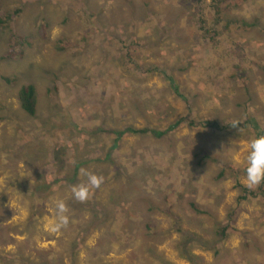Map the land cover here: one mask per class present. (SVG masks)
I'll return each mask as SVG.
<instances>
[{"label":"rangeland","instance_id":"rangeland-1","mask_svg":"<svg viewBox=\"0 0 264 264\" xmlns=\"http://www.w3.org/2000/svg\"><path fill=\"white\" fill-rule=\"evenodd\" d=\"M216 4L219 14L212 0H0V10H20L0 26V223L26 220L33 187L73 170L71 157L94 159L80 183L82 169L104 179L85 201L97 195L109 211L74 251L91 212L71 205L80 183L55 186L33 235L0 249H46L53 264H264V201L238 205L237 186L247 141L264 135V0ZM207 29L219 32L216 44L205 42ZM12 33L27 38L21 58L2 57ZM132 42L136 62L157 71L126 67ZM27 84L37 89L35 116L18 101ZM187 116L196 126L185 120L161 138L108 133L165 130ZM56 200L68 224L51 231ZM230 208L237 232L218 243ZM186 233L195 237L184 253Z\"/></svg>","mask_w":264,"mask_h":264},{"label":"trees","instance_id":"trees-1","mask_svg":"<svg viewBox=\"0 0 264 264\" xmlns=\"http://www.w3.org/2000/svg\"><path fill=\"white\" fill-rule=\"evenodd\" d=\"M192 3H201L202 0H190ZM215 3V13L219 14L220 10L218 9V5L216 2L218 0H212ZM20 13V10L18 8H15L13 10H0V26L2 24H6L7 21H11L13 18L15 19L18 14ZM206 36L204 37L205 42L216 44V38L218 35L217 30L209 31L206 30ZM215 34V35H214ZM12 40L9 41L8 49L5 54L2 55L3 58H21L24 56L25 47L28 43L27 38L24 36H21L17 33H12ZM129 45L124 46V54L125 57V64L126 67L130 70H136L141 69L143 74H152L156 69L157 65L155 67H144L143 65H140L136 62L135 57L131 51L132 45H137L135 43H131ZM8 80V79H7ZM177 91V88H175ZM18 101L20 104L21 109L30 116H35L37 113V104H38V94L37 89L35 85L33 84H27L20 88L18 93ZM186 101V100H185ZM187 103V101H186ZM190 115H192V108L190 106ZM185 120L189 121L190 126H196L197 122L193 119H189V116L180 118L170 124V126L165 130H158V129H151V128H132L129 126H126L124 129H115V130H108V133H112L116 137V141H119L122 137L126 135H146L150 133L153 137L161 138L163 136H166L173 132L174 130L179 129L181 126L185 125ZM215 125L214 122L208 123L207 125H203L205 127L213 126ZM93 130V132H97ZM76 147V146H75ZM72 161L76 164L73 166V170L69 171L68 173H63L62 171L58 172L55 176H53L51 179H49L46 183H42L41 181L36 184L32 191L30 198L33 200V204L31 206V213L27 217L26 220L20 222V223H13L8 226V228H5L6 226L4 224L0 223V245L7 246V245H13L17 242L16 238L14 236H26L29 237L30 235H33V233L37 229L38 225V218L41 216L40 211H44L45 203L47 202V197L51 195L52 189H55V186L58 188L65 187L67 185H75L81 182V178L79 176V169L88 167L93 161V158L81 160L77 157H71L67 158V162ZM222 166L229 170H232L233 173L237 174V172L240 173L236 168H234L230 164H223ZM71 167V166H70ZM69 167V168H70ZM75 169V170H74ZM225 173V171H223ZM20 182H18L19 184ZM237 186L242 189L241 194L238 197V205L241 203V201L246 200L249 196L255 197V198H261L264 201V192L261 189L260 192H256L255 190H249V187L243 186L240 183L237 184ZM98 190H95L97 192ZM259 191V190H258ZM76 204L75 207L78 206V208H84L91 212V223L86 226H82V238L80 242H76L73 246L74 251L77 250L79 247H81V244L84 242V236H89L93 230L103 221H106L109 218V211L101 205L100 201L98 200L97 195H95L92 199L87 201H77L71 203L73 206ZM9 208L6 207L3 214H8ZM166 212L169 214H172L170 209H166ZM239 212V209L237 208H230V212L226 216V219L223 223H220L218 227L216 228V236L218 238L217 242L221 243L225 241L231 233H236L237 228L235 227L236 223V217ZM176 220V228L180 230L181 232H186L185 230H182L179 227L178 219L174 217ZM191 237H195V235L191 233H186L182 242L180 243V248L183 249V252H187V247L190 245V243L194 240L191 239ZM0 264H11L13 262H17L18 264H53L54 263V257L52 256V252L48 251L46 249H37L34 251V254H26L23 252H9L5 253L2 249H0ZM61 263V261H60ZM118 264V263H117Z\"/></svg>","mask_w":264,"mask_h":264},{"label":"clouds","instance_id":"clouds-1","mask_svg":"<svg viewBox=\"0 0 264 264\" xmlns=\"http://www.w3.org/2000/svg\"><path fill=\"white\" fill-rule=\"evenodd\" d=\"M239 125V122L232 127ZM242 128L239 129L241 131ZM240 163V161H237ZM83 176L86 178L85 182L73 186L72 193L76 200L85 201L90 190L99 188L103 183V177L97 176L87 170H81ZM244 175L242 183L249 188H254L264 183V135L253 136L249 138L246 144V155L243 160ZM55 220L49 223L51 231H58L61 227L68 224V217L66 215L68 208L62 200L54 202Z\"/></svg>","mask_w":264,"mask_h":264}]
</instances>
